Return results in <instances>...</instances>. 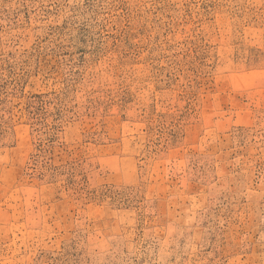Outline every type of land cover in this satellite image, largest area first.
<instances>
[{
    "label": "rangeland",
    "instance_id": "1",
    "mask_svg": "<svg viewBox=\"0 0 264 264\" xmlns=\"http://www.w3.org/2000/svg\"><path fill=\"white\" fill-rule=\"evenodd\" d=\"M0 264H264V0H0Z\"/></svg>",
    "mask_w": 264,
    "mask_h": 264
}]
</instances>
